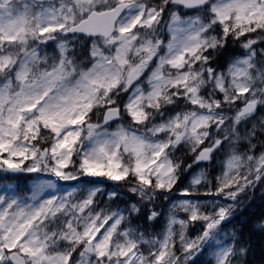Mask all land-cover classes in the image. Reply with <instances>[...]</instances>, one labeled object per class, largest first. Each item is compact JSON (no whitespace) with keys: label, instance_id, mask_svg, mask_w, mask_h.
<instances>
[{"label":"snow or ice","instance_id":"snow-or-ice-1","mask_svg":"<svg viewBox=\"0 0 264 264\" xmlns=\"http://www.w3.org/2000/svg\"><path fill=\"white\" fill-rule=\"evenodd\" d=\"M257 198L264 0H0V264H251Z\"/></svg>","mask_w":264,"mask_h":264},{"label":"trees","instance_id":"trees-1","mask_svg":"<svg viewBox=\"0 0 264 264\" xmlns=\"http://www.w3.org/2000/svg\"><path fill=\"white\" fill-rule=\"evenodd\" d=\"M262 210H264V208H262L260 201L256 199L247 212H245V216H251L252 214L259 215ZM249 259L251 264H264V252L261 250V241L259 237L255 238L254 251Z\"/></svg>","mask_w":264,"mask_h":264}]
</instances>
